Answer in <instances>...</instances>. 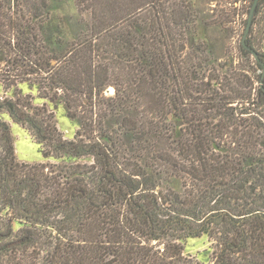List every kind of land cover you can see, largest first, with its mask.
I'll use <instances>...</instances> for the list:
<instances>
[{
    "label": "trees",
    "instance_id": "16d2710c",
    "mask_svg": "<svg viewBox=\"0 0 264 264\" xmlns=\"http://www.w3.org/2000/svg\"><path fill=\"white\" fill-rule=\"evenodd\" d=\"M55 1L0 0V264H203L184 252L203 235L212 264H264V0L259 57L224 65L196 0ZM253 1L220 22L238 7L244 36ZM5 115L59 160L19 161Z\"/></svg>",
    "mask_w": 264,
    "mask_h": 264
},
{
    "label": "rangeland",
    "instance_id": "374dc122",
    "mask_svg": "<svg viewBox=\"0 0 264 264\" xmlns=\"http://www.w3.org/2000/svg\"><path fill=\"white\" fill-rule=\"evenodd\" d=\"M226 1L227 0H196V9L199 16L203 19L201 22H198L197 35L202 40L206 41L208 46L213 49L212 57L215 59V63H221L222 65L227 63V61L235 64L239 61L243 27L246 19V14H242L237 7L236 10L231 9V14L226 18V21L220 22L222 20L220 16L222 7L226 6L225 8L228 10L230 8ZM52 11L58 15L75 14L76 6L73 0H57L52 3ZM251 43L257 50L264 53V5L253 25ZM20 87L24 93H31L34 95L36 103L44 101L43 98L38 97L36 85L21 83ZM107 93L109 95L113 94V87H110ZM12 94L13 90L5 91L0 83V97L5 95L11 96ZM47 103L52 109L53 104L50 101H47ZM54 111L55 120L60 131L67 138H73L77 129H79V121L68 116L64 103H59ZM5 117L10 121L12 127L16 146V156L19 161L37 163L46 160H59L54 158L46 159L42 154L43 145L35 139L31 132L22 125L10 120L7 115H5ZM184 252L187 256H192L203 264H212V245L207 235L188 238L184 244Z\"/></svg>",
    "mask_w": 264,
    "mask_h": 264
},
{
    "label": "water",
    "instance_id": "95a60500",
    "mask_svg": "<svg viewBox=\"0 0 264 264\" xmlns=\"http://www.w3.org/2000/svg\"><path fill=\"white\" fill-rule=\"evenodd\" d=\"M258 1H259V0H254V1H253V4H252V6H251V10H250V13H249V16H248V20H247V25H246V29H245V32H244V36H243V39H242V42H243L244 47H245L246 49L251 50L257 58H258L259 56H258L256 50H255L254 48L250 47V46L246 43V37H247V35H248L249 29H250V26H251V22H252V18H253V15H254V11H255V9H256V6H257V4H258Z\"/></svg>",
    "mask_w": 264,
    "mask_h": 264
}]
</instances>
